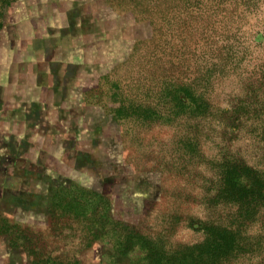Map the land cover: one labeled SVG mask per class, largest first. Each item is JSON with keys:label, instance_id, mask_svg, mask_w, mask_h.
Wrapping results in <instances>:
<instances>
[{"label": "rangeland", "instance_id": "1", "mask_svg": "<svg viewBox=\"0 0 264 264\" xmlns=\"http://www.w3.org/2000/svg\"><path fill=\"white\" fill-rule=\"evenodd\" d=\"M0 264H264V0H0Z\"/></svg>", "mask_w": 264, "mask_h": 264}]
</instances>
